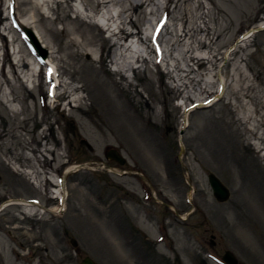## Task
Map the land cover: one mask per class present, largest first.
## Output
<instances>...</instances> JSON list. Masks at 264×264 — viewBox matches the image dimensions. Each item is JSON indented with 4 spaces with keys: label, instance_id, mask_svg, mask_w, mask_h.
<instances>
[{
    "label": "rangeland",
    "instance_id": "1",
    "mask_svg": "<svg viewBox=\"0 0 264 264\" xmlns=\"http://www.w3.org/2000/svg\"><path fill=\"white\" fill-rule=\"evenodd\" d=\"M116 1L0 0V264H264V0Z\"/></svg>",
    "mask_w": 264,
    "mask_h": 264
},
{
    "label": "bare ground",
    "instance_id": "2",
    "mask_svg": "<svg viewBox=\"0 0 264 264\" xmlns=\"http://www.w3.org/2000/svg\"><path fill=\"white\" fill-rule=\"evenodd\" d=\"M70 1H76V0H43V2L41 3L42 5H48L49 6V4L51 3V4H57L58 5V7H57V9H59V7L61 6V4L62 3H69ZM97 1V6L98 7H102V9L103 10H101V12H104L103 14V16H102V18L104 17V19H106L107 21H113V19H114V16H113V14L111 13L112 11H111V9H112V7H114V6H116L118 3H117V1L116 0H96ZM152 1V0H151ZM148 2H149V0H141V2L139 3V5H137V7L135 8V9H137L138 7H143V6H145L146 4H148ZM40 3H37L36 4V6H40L41 5ZM41 5V6H42ZM70 9H73V8H70ZM74 12H76V14H77V17H76V19H78L80 22L82 21V23H84V24H86L85 22H84V19H83V15L79 12V11H74ZM39 16L40 17H42V19H46L45 18V15H43L42 13H39ZM61 17H59V15H57L55 18H52L51 20H50V24L51 25H54V24H56V22H58L59 21V19H60ZM263 26H264V23L262 24ZM103 28V27H102ZM108 30H110V29H107V31ZM65 32H66V34H69V32L65 29ZM28 35H29V33H28ZM131 35V34H130ZM35 36V35H34ZM30 38V37H29ZM72 44L74 45V46H78V42H76L75 40L74 41H72ZM128 48H127V50H132L131 49V46H127ZM133 51V50H132ZM86 57H88V55H86ZM118 57H119V55H116L115 56V59H118ZM39 74H40V71H39ZM55 75H57V73L55 74ZM103 103H105L106 104V100H104V102ZM191 111V110H190ZM187 115V114H186ZM127 119H128V122H130L132 119H131V117H127ZM260 121H262L263 123H264V116L262 115L261 116V118H260ZM66 177V176H65ZM65 177H64V179H65ZM64 179H62L61 181H60V184L63 186V187H65V185H66V183H65V180ZM59 199L61 200V203H62V205H65V195H62L61 194V196L59 197ZM16 205H21V206H23L24 208H30L31 207V209L32 210H36V208L37 207H41V205H39V204H37L36 202H34V203H31V202H29V201H25V200H20V202L18 203V204H16ZM34 208V209H33ZM30 209V210H31Z\"/></svg>",
    "mask_w": 264,
    "mask_h": 264
},
{
    "label": "water",
    "instance_id": "3",
    "mask_svg": "<svg viewBox=\"0 0 264 264\" xmlns=\"http://www.w3.org/2000/svg\"><path fill=\"white\" fill-rule=\"evenodd\" d=\"M257 31H264V27L262 26V27L258 28ZM29 34H30L31 40L35 43L36 47L39 48V45L35 41V38L33 40L34 35L31 32H29ZM106 157L110 160L117 161L120 164H124V160L120 157L119 153L116 150L108 151L106 154ZM208 180H209V184L211 186V189L214 193L216 200H218L220 202H226L230 197V192L226 188V186L221 182L220 179H218L213 174L209 175ZM72 244L74 246H77L74 240H72ZM223 261L227 264H238L236 257H234L230 252H227L225 254V256L223 257ZM82 264H98V263H96L91 258L87 257L83 260Z\"/></svg>",
    "mask_w": 264,
    "mask_h": 264
}]
</instances>
